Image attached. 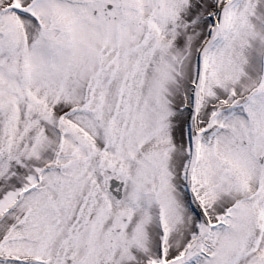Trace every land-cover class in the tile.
Masks as SVG:
<instances>
[{"label":"snow or ice","instance_id":"6c2138e0","mask_svg":"<svg viewBox=\"0 0 264 264\" xmlns=\"http://www.w3.org/2000/svg\"><path fill=\"white\" fill-rule=\"evenodd\" d=\"M0 264H264V0H0Z\"/></svg>","mask_w":264,"mask_h":264}]
</instances>
